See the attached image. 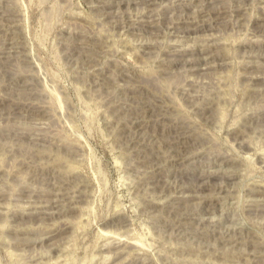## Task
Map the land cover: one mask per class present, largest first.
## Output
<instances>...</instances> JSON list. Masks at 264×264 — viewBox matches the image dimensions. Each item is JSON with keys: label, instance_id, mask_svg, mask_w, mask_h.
<instances>
[{"label": "rangeland", "instance_id": "374dc122", "mask_svg": "<svg viewBox=\"0 0 264 264\" xmlns=\"http://www.w3.org/2000/svg\"><path fill=\"white\" fill-rule=\"evenodd\" d=\"M146 1L0 0V264H264V0Z\"/></svg>", "mask_w": 264, "mask_h": 264}, {"label": "bare ground", "instance_id": "6f19581e", "mask_svg": "<svg viewBox=\"0 0 264 264\" xmlns=\"http://www.w3.org/2000/svg\"><path fill=\"white\" fill-rule=\"evenodd\" d=\"M117 1H119V0H117ZM143 1H144V0H143ZM145 1H146V0H145ZM147 1H149V0H147ZM147 1H146V2H147ZM151 1H152V0H151ZM102 3H103V2H102ZM104 4H105V3H104ZM115 4H116V3H115ZM212 11H213V10H212ZM141 12H142V11H141ZM152 12H153V11H152ZM150 13H151V12H150ZM150 13H149V14H150ZM154 14H155V13H154ZM218 14H219V13H218ZM136 15H139V14H136ZM148 16H149V15H148ZM150 16H151V15H150ZM137 18H138V17H137ZM140 18H141V17H140ZM140 18H139V19H140ZM146 18H147V17H146ZM152 18H153V17H152ZM152 18H151V19H152ZM142 19H143V18H142ZM151 19H150V20H151ZM154 19H155V18H154ZM145 20H146V19H145ZM147 20H148V19H147ZM147 20H146V21H147ZM146 21H145V23H146ZM140 22H141V21H140ZM148 22H149V20L147 21V23H148ZM143 23H144V21H143ZM176 24H178V23H176ZM205 25H206V24H205ZM143 26H144V25H143ZM148 26H149V25H148ZM175 26H177V25H175ZM179 26H180V25H179ZM200 26H201V25H200ZM184 27L186 28L185 25H184ZM184 27H183V29H184ZM187 27H188V26H187ZM143 28H144V27H143ZM180 29H181V28H180ZM176 30H178V29H176ZM193 30H194V29H193ZM195 31H196V30H195ZM174 33H175V32H174ZM176 34H177V33H176ZM178 35H180V34H178ZM203 47H204V46H203ZM205 48H206V47H205ZM197 59H199V58H197ZM203 60H204V59H203ZM204 63H205V62H204ZM192 68H193V67H192ZM178 188H179V187H177V189H178ZM183 190H184V189H183ZM185 191H186V189H185ZM187 191H188V190H187ZM179 192H180V191H179ZM182 194H183V193H182ZM186 194H187V193H186ZM189 194H190V193H189ZM188 196H190V195H188ZM196 196H198V195H196ZM200 199H201V198H200ZM176 201H177V199H176ZM180 201H181V200H180ZM180 201H179V202H180ZM181 202H182V201H181ZM203 217H204V216H203ZM209 217H210V216H209ZM187 227H188V226H187Z\"/></svg>", "mask_w": 264, "mask_h": 264}]
</instances>
